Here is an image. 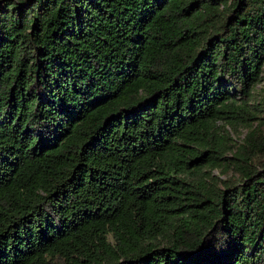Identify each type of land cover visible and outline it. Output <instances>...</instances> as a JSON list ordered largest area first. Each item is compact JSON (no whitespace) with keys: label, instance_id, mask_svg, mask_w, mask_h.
<instances>
[{"label":"trees","instance_id":"obj_1","mask_svg":"<svg viewBox=\"0 0 264 264\" xmlns=\"http://www.w3.org/2000/svg\"><path fill=\"white\" fill-rule=\"evenodd\" d=\"M262 87L264 0H0V264H264Z\"/></svg>","mask_w":264,"mask_h":264},{"label":"rangeland","instance_id":"obj_2","mask_svg":"<svg viewBox=\"0 0 264 264\" xmlns=\"http://www.w3.org/2000/svg\"><path fill=\"white\" fill-rule=\"evenodd\" d=\"M258 92L259 93H264V87L262 88H259L258 89ZM257 96H259V94H257ZM227 131H228V136H230L234 141H236L237 143H240L242 141V138L244 137L245 133L247 132V127L243 126V125H240L238 127H236V129L230 127L228 124L225 125ZM224 134H226L224 132ZM230 153H228L229 155ZM230 157V156H228ZM213 171L215 173H219V174H222L219 172V168H213ZM231 171V170H230ZM231 172H228V174H230ZM221 176H225V174H222Z\"/></svg>","mask_w":264,"mask_h":264}]
</instances>
